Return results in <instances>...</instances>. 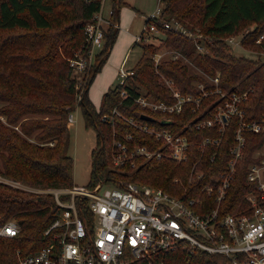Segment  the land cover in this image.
<instances>
[{
    "label": "trees",
    "instance_id": "1",
    "mask_svg": "<svg viewBox=\"0 0 264 264\" xmlns=\"http://www.w3.org/2000/svg\"><path fill=\"white\" fill-rule=\"evenodd\" d=\"M102 1L0 0V31H9L7 34L0 32V175L41 189L73 185L75 159L69 151V114L81 103L86 124L94 125L99 133L90 183H95L99 177L116 184L136 181L181 196L210 198L202 185L212 174L223 170L232 157L230 149L236 143L240 117L233 115L224 131L219 122L202 128L193 124L183 127L193 120L213 117L226 99L245 91L248 94L240 103L245 110L244 119L264 117V57L238 56L226 41L229 35L245 32L244 46H258L264 50V40L257 42L264 32V0H160L163 4L161 17L147 16L146 24L157 23L166 33L162 41L169 48L181 51L207 75L215 76L220 71L219 83L191 69L180 57L165 58L157 63L153 53L159 45L144 43V52L134 65L135 74L130 76L126 86L130 95L123 96L119 84L110 87L103 95L101 111L97 112L88 97L89 87L109 57L119 28H108L102 57L84 76L85 89L80 101L77 99L80 80L71 60L79 54H88L86 28L101 10ZM126 3L125 0L115 2L116 18ZM162 18H175L208 36L209 51H199L188 34L166 28ZM162 74L173 78L184 93L201 97L200 104L188 101L180 112L148 111L154 119L143 118L144 109L135 99L142 92L169 103L176 99ZM197 82H203L210 93L203 96V89ZM218 87L224 95L216 91ZM115 106L127 116L157 126L182 129L194 144L188 158L178 161L165 155L149 159L137 155L135 167L130 160L116 165L112 159L115 137L121 138L130 132L133 142L150 147L160 146L162 140L121 115H113ZM105 113L112 115L103 119ZM246 134L245 154L224 199L226 210L230 212L248 203L246 194L253 184L247 180L245 166L264 141V134L254 131ZM207 136L220 138V144L203 149L200 142ZM199 171L204 172L202 177L197 175ZM59 209L52 192L0 180V220L16 218L20 223L16 235H0V264H19L18 250L29 255L50 242L53 232L46 234L45 231ZM166 257V264H225L221 254L183 246L171 250ZM137 264L146 262L137 261Z\"/></svg>",
    "mask_w": 264,
    "mask_h": 264
},
{
    "label": "built area",
    "instance_id": "2",
    "mask_svg": "<svg viewBox=\"0 0 264 264\" xmlns=\"http://www.w3.org/2000/svg\"><path fill=\"white\" fill-rule=\"evenodd\" d=\"M105 1H102L101 10L95 13L94 21L86 28L88 54H79L71 60L75 74L83 72L81 79L79 78L78 101L83 97L85 88L82 82L86 71L98 63L106 46L108 29H105L104 23L115 29L119 27L114 6L109 17L105 16ZM160 8L158 11L162 14V7ZM162 22L166 28H175L191 36L199 51H209L208 36L190 29L175 18H162ZM159 31H162L161 28L153 21L145 25L137 38L147 40L154 32ZM244 35L245 32L232 34L226 41L241 45ZM263 40L264 32L260 34L257 42L262 43ZM163 54L153 53L157 63L165 58ZM182 55L181 51L173 50L170 58H179ZM134 74V66H127L126 62L120 66L119 85L121 94L125 97L130 95L126 86L130 76ZM207 76L216 84L220 81V71L215 76ZM162 77L173 90L175 101L169 103L142 92L135 97L144 109L142 113L151 115L148 111L180 112L188 101L200 104L201 97H196L191 92L184 93L173 78L164 74ZM197 84L203 89V96L210 93L203 82ZM216 91L225 94L219 87ZM247 94L248 91L234 93L224 104L219 105L213 117L193 120L183 127L189 128L193 124L202 128L219 122L224 131L233 115L240 117L236 143L230 149L232 157L223 170L212 174L202 185V190L211 195L212 200L181 196L161 187L136 181L110 183L103 177H99L89 186L74 183L71 186L47 188L46 191L54 193L60 208L55 220L45 231L46 234L53 232L52 239L29 255H23L18 250L19 264H137V261L166 264L167 253L181 246L190 250L200 249L221 254L225 258V264H264V141L255 149L245 166L247 180L253 184L246 194L247 205L236 212L227 211L224 205L239 162L245 154L246 133L254 131L264 134V117L251 121L244 119L245 110L240 103ZM114 114L121 115L134 126L162 140L160 146L150 147L133 142V134L130 132L121 138L115 137L112 159L116 165L130 160L135 167L134 158L137 155L146 159L165 155L178 161L188 158L194 144L182 129L157 126L144 119L127 116L117 106L113 109ZM111 115L105 113L103 119ZM74 119L71 111L69 120ZM220 142V138L207 136L200 145L204 149L205 146H216ZM212 157L214 158V154ZM197 163L194 164V170ZM196 173L199 177L204 175L202 171ZM106 183L112 186L104 188ZM19 230L20 223L16 218L0 220V235L14 236Z\"/></svg>",
    "mask_w": 264,
    "mask_h": 264
},
{
    "label": "rangeland",
    "instance_id": "3",
    "mask_svg": "<svg viewBox=\"0 0 264 264\" xmlns=\"http://www.w3.org/2000/svg\"><path fill=\"white\" fill-rule=\"evenodd\" d=\"M127 2L128 3L121 6L119 14L121 24L119 25L120 28L118 27L119 31L112 45L109 57L103 64L102 68L96 73L89 87L88 97L93 105V108L97 112L102 109V99L105 91H107L110 87H115L121 81L120 67L115 65L116 56L123 57L127 53L129 59L126 61V65L134 66L144 52V43L152 42L155 43V45H159L156 52L164 53L163 55L165 58H170L173 50H176L169 48L166 45V42L162 41L164 37H166V33L164 31L154 32L151 38L147 40H138L137 38V35H140L145 28L147 16L156 15L161 17L158 9L162 7L163 4L160 0H127ZM114 5L117 9L118 7L116 6L114 0L105 1L103 8L106 17H109L110 10ZM117 15L118 14L116 13V16ZM104 27L105 29L109 28L106 23H104ZM0 32L3 34L9 33V31L4 30ZM149 40L150 42H147ZM228 44L230 50L238 56L244 54L251 57H257L258 55L264 57V50L262 48L258 46H244L242 40L240 43L241 45L235 43ZM180 58L187 62L191 69L200 71L207 76V74L197 67L186 55L183 54ZM82 75L83 72H77V76L80 79ZM72 111L75 119L70 121L71 145L69 151L75 159L74 183L89 186L94 175L93 152L99 146V133L98 129L94 125L88 126L86 124L83 106L81 103H77L75 109ZM0 180L21 187L48 192L45 189L31 187L2 175H0ZM109 186H112V184L106 183L104 188Z\"/></svg>",
    "mask_w": 264,
    "mask_h": 264
},
{
    "label": "crops",
    "instance_id": "4",
    "mask_svg": "<svg viewBox=\"0 0 264 264\" xmlns=\"http://www.w3.org/2000/svg\"><path fill=\"white\" fill-rule=\"evenodd\" d=\"M127 2V0H125ZM128 3V2H127ZM121 10V9H120ZM120 14V13H119ZM118 21H119V25L121 24L120 23V15L118 17ZM120 28V27H119ZM119 31V30H118ZM128 54L126 53L125 56L121 57V56H116L115 60H116V64L117 66H121L124 62H126L128 60ZM107 61V60H106Z\"/></svg>",
    "mask_w": 264,
    "mask_h": 264
},
{
    "label": "water",
    "instance_id": "5",
    "mask_svg": "<svg viewBox=\"0 0 264 264\" xmlns=\"http://www.w3.org/2000/svg\"><path fill=\"white\" fill-rule=\"evenodd\" d=\"M119 20V19H118ZM142 117L145 118V119H154L153 116H151L150 114H147V113H142ZM167 121V120H164V122Z\"/></svg>",
    "mask_w": 264,
    "mask_h": 264
}]
</instances>
